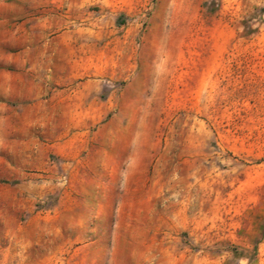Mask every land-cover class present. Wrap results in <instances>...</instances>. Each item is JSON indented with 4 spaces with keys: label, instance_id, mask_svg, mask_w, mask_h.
Wrapping results in <instances>:
<instances>
[{
    "label": "rangeland",
    "instance_id": "rangeland-1",
    "mask_svg": "<svg viewBox=\"0 0 264 264\" xmlns=\"http://www.w3.org/2000/svg\"><path fill=\"white\" fill-rule=\"evenodd\" d=\"M94 2L106 66L137 56L141 95L98 79L142 153L102 169L109 117L40 164L0 137V264H264V0Z\"/></svg>",
    "mask_w": 264,
    "mask_h": 264
},
{
    "label": "crops",
    "instance_id": "crops-1",
    "mask_svg": "<svg viewBox=\"0 0 264 264\" xmlns=\"http://www.w3.org/2000/svg\"><path fill=\"white\" fill-rule=\"evenodd\" d=\"M94 1L0 0V44L12 41L23 47L16 52L0 47V137L27 135L29 159L40 164L50 152L75 156L81 150L74 147L92 150L94 141L100 140L90 138L91 130L109 117L107 125L99 128L110 133L102 138L108 139L99 152L105 156L102 169L132 170V156L142 153L140 137L121 130L125 112H115L111 96L102 99L98 78L103 73L115 75L127 81L126 91L140 95L144 87L136 73L134 53L127 50L122 58H113L110 68L106 66L104 58L109 54L99 51L101 35ZM126 101L128 98L123 105ZM58 124H67L68 131L81 127V144L76 145L77 137L69 133L53 135L52 130L65 128ZM64 137L66 141L61 142ZM12 145L19 143L13 141Z\"/></svg>",
    "mask_w": 264,
    "mask_h": 264
}]
</instances>
